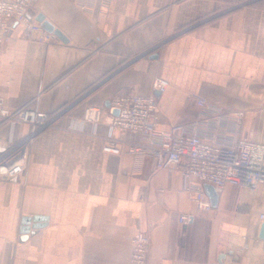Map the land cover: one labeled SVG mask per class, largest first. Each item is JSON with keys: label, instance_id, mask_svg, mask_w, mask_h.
Here are the masks:
<instances>
[{"label": "crops", "instance_id": "1", "mask_svg": "<svg viewBox=\"0 0 264 264\" xmlns=\"http://www.w3.org/2000/svg\"><path fill=\"white\" fill-rule=\"evenodd\" d=\"M81 1L86 10L73 0H38L31 10L67 43L17 27L0 52L6 106L60 113L30 144L23 173L0 180V264H128L138 231L150 237L147 264H264V185H227L198 213L178 168L102 151L107 112L96 126L80 122L118 92L150 94L158 75L168 81L158 96L166 128L196 119V96L242 112L241 135L264 143V0ZM29 130L0 122L6 141ZM185 213L192 218L181 224ZM34 216L44 226L20 241L22 218Z\"/></svg>", "mask_w": 264, "mask_h": 264}, {"label": "built area", "instance_id": "2", "mask_svg": "<svg viewBox=\"0 0 264 264\" xmlns=\"http://www.w3.org/2000/svg\"><path fill=\"white\" fill-rule=\"evenodd\" d=\"M38 0H0V52L13 29L19 27L22 35L40 42L56 39L38 22L28 19ZM82 9L87 3L73 0ZM14 23L16 25L14 26ZM168 88V81L161 76L151 80V93L140 95L133 91L118 92L109 99V108L88 106L81 123L96 126L105 113L110 117L109 134L103 137L102 151L115 155L151 159L156 169L171 171L178 168L183 179V192L198 213L212 209L203 184L213 186L217 193L227 185H243L255 192L264 185V143L252 141L241 135L243 113L224 112L205 99L194 96L200 111L193 121L165 127L158 106V96ZM158 93L156 95L155 93ZM118 114L113 115L112 111ZM60 113L47 114L25 105L8 108L0 96V122L10 127L27 125L30 130L19 140L0 138V180H11L25 170L29 147L42 131L52 128ZM131 133L135 141L112 135ZM192 214L179 216L181 224H187ZM258 219L264 223V212ZM150 237L138 231L131 239L128 264H147Z\"/></svg>", "mask_w": 264, "mask_h": 264}, {"label": "water", "instance_id": "3", "mask_svg": "<svg viewBox=\"0 0 264 264\" xmlns=\"http://www.w3.org/2000/svg\"><path fill=\"white\" fill-rule=\"evenodd\" d=\"M34 19L36 22L40 24V26L48 33H52L57 39H59L62 43H67V38L65 35L57 28H55L52 23H50L42 13H37L34 17L32 15H28V19ZM16 23H14V26ZM156 55H154L155 58ZM158 95V93H155ZM106 107L109 108V102L106 103ZM113 115H117L118 111L113 110ZM204 192L206 196L209 198L211 206L214 207L218 201V193L215 191L212 185L210 184H203ZM46 218L34 216L30 217H23L21 220V226L19 229V240H25L29 235H33L39 228L43 227L45 224ZM259 238L264 240V223H261L259 228Z\"/></svg>", "mask_w": 264, "mask_h": 264}]
</instances>
